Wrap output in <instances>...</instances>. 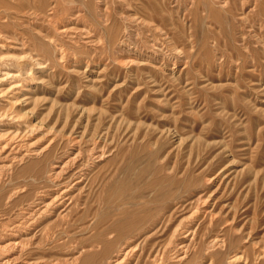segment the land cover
<instances>
[{"label":"rangeland","instance_id":"obj_1","mask_svg":"<svg viewBox=\"0 0 264 264\" xmlns=\"http://www.w3.org/2000/svg\"><path fill=\"white\" fill-rule=\"evenodd\" d=\"M4 9L0 30L23 33L46 66L17 105L43 151L2 172L0 236L55 186L52 163L77 137L105 154L76 205L33 227L30 264H108L124 246L122 264H264V0H0ZM64 23L85 30L56 33Z\"/></svg>","mask_w":264,"mask_h":264},{"label":"bare ground","instance_id":"obj_2","mask_svg":"<svg viewBox=\"0 0 264 264\" xmlns=\"http://www.w3.org/2000/svg\"><path fill=\"white\" fill-rule=\"evenodd\" d=\"M9 15L10 13L7 9L0 11V22L6 21V18ZM52 15L53 12L50 10V12L46 14L47 19L51 21ZM70 24H55L54 30L58 34L72 33L73 30H85V28H77ZM86 31L85 33L87 34H84V37L87 39L90 34ZM63 53L61 47L56 48V58L62 59L64 57ZM45 66L46 65L43 61H40L35 57L33 50L28 49L27 38L23 33L19 34V32H13L12 34H9L0 30V176L4 170L11 167L15 162L32 155H38L43 151L40 149L41 147L36 148L34 145H31L30 141V143L28 142L29 131H33V126L29 123H22V113L17 109V105L20 103L18 98L19 93L21 89L24 88V85H27V82H30L28 81L30 75L33 74V72H42ZM99 141L93 140L88 146L86 145V148H83V146L80 145L79 138L72 137L69 140L65 155L61 157V159L52 163L48 174L54 181H56L55 186L40 193L36 202L30 207L28 214L24 216L22 220L13 225L14 227L10 228V231L7 230L8 232H4L5 234L0 236V264H30L34 262L33 259L29 257V250L36 242L37 233L35 231L32 232L33 227L39 225V223L49 217H54V219L63 218L70 210V207L76 205L79 195L85 190L86 183L84 182L88 180L89 172L92 167L97 164L96 162L102 159L105 154L106 150ZM200 206L202 207V203ZM209 221L211 220L209 219ZM46 230L47 228L44 226H39L37 228V231H40L41 233L46 232ZM192 233V229L186 230L183 237L188 239L192 238ZM211 243L212 245H219L220 243H223V237L216 235L211 239ZM185 246V243L180 244L179 250L175 254L176 262L185 257ZM131 252V248L124 246L119 255H117L115 259H112L108 264H122L130 256ZM240 258L239 254H234L230 260H239Z\"/></svg>","mask_w":264,"mask_h":264}]
</instances>
